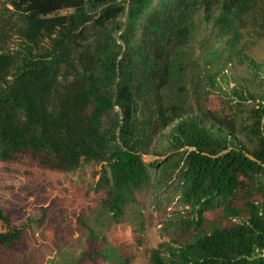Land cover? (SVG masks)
I'll return each instance as SVG.
<instances>
[{
  "label": "trees",
  "instance_id": "trees-1",
  "mask_svg": "<svg viewBox=\"0 0 264 264\" xmlns=\"http://www.w3.org/2000/svg\"><path fill=\"white\" fill-rule=\"evenodd\" d=\"M6 1L0 175L102 164L94 202L117 222L172 184L183 212L147 264H264V0ZM79 225L78 264H102ZM26 230L0 200V250Z\"/></svg>",
  "mask_w": 264,
  "mask_h": 264
},
{
  "label": "rangeland",
  "instance_id": "rangeland-1",
  "mask_svg": "<svg viewBox=\"0 0 264 264\" xmlns=\"http://www.w3.org/2000/svg\"><path fill=\"white\" fill-rule=\"evenodd\" d=\"M3 6L9 7L6 0H0V11ZM207 30L202 24L197 39L203 40ZM102 167H83L65 177L21 167L14 174H1L0 200L15 221L27 224V249L15 254L0 250V264H78L86 237L79 221L89 225L98 237V247L106 257L102 264H117L120 256L129 253L136 254L131 264H147L149 250L166 239L160 229L183 212L174 185L154 184L136 194V202L125 208L117 222L94 202L93 190ZM154 173L152 170L153 178ZM140 226L143 231L139 232L141 244L137 247L135 234Z\"/></svg>",
  "mask_w": 264,
  "mask_h": 264
}]
</instances>
